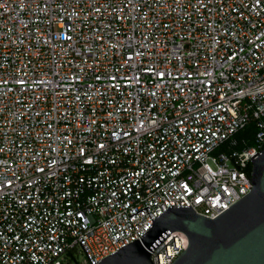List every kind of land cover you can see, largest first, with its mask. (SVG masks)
Wrapping results in <instances>:
<instances>
[{
    "label": "built area",
    "instance_id": "built-area-1",
    "mask_svg": "<svg viewBox=\"0 0 264 264\" xmlns=\"http://www.w3.org/2000/svg\"><path fill=\"white\" fill-rule=\"evenodd\" d=\"M263 147L264 0H0V264H95L171 205L214 218Z\"/></svg>",
    "mask_w": 264,
    "mask_h": 264
},
{
    "label": "water",
    "instance_id": "water-1",
    "mask_svg": "<svg viewBox=\"0 0 264 264\" xmlns=\"http://www.w3.org/2000/svg\"><path fill=\"white\" fill-rule=\"evenodd\" d=\"M250 159V191L217 216L171 205L151 219L144 234L95 264H153L150 253L171 231L188 239L171 264H264V147Z\"/></svg>",
    "mask_w": 264,
    "mask_h": 264
},
{
    "label": "trees",
    "instance_id": "trees-1",
    "mask_svg": "<svg viewBox=\"0 0 264 264\" xmlns=\"http://www.w3.org/2000/svg\"><path fill=\"white\" fill-rule=\"evenodd\" d=\"M255 132V127L253 122L248 123L245 127L239 129L236 132V136L238 138H247V144H252L253 143V134ZM251 168V164L248 165L247 170L249 171Z\"/></svg>",
    "mask_w": 264,
    "mask_h": 264
},
{
    "label": "rangeland",
    "instance_id": "rangeland-1",
    "mask_svg": "<svg viewBox=\"0 0 264 264\" xmlns=\"http://www.w3.org/2000/svg\"><path fill=\"white\" fill-rule=\"evenodd\" d=\"M74 255L76 256V258H77L79 261H81V260L83 259V256H82L80 253H78L77 250L74 251Z\"/></svg>",
    "mask_w": 264,
    "mask_h": 264
}]
</instances>
